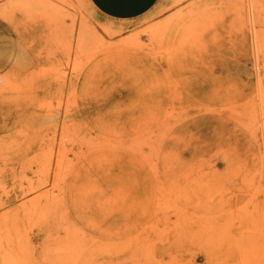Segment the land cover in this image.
<instances>
[{"label": "rangeland", "instance_id": "obj_1", "mask_svg": "<svg viewBox=\"0 0 264 264\" xmlns=\"http://www.w3.org/2000/svg\"><path fill=\"white\" fill-rule=\"evenodd\" d=\"M236 263L264 264V0H0V264Z\"/></svg>", "mask_w": 264, "mask_h": 264}, {"label": "bare ground", "instance_id": "obj_2", "mask_svg": "<svg viewBox=\"0 0 264 264\" xmlns=\"http://www.w3.org/2000/svg\"><path fill=\"white\" fill-rule=\"evenodd\" d=\"M234 206V205H233ZM69 257V256H68ZM237 264V263H236Z\"/></svg>", "mask_w": 264, "mask_h": 264}]
</instances>
